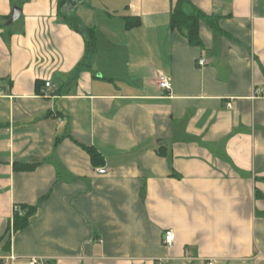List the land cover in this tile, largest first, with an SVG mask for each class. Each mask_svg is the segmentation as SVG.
<instances>
[{
    "label": "crops",
    "instance_id": "1",
    "mask_svg": "<svg viewBox=\"0 0 264 264\" xmlns=\"http://www.w3.org/2000/svg\"><path fill=\"white\" fill-rule=\"evenodd\" d=\"M58 1L0 0V264H264V0H189L198 45L175 0L63 7L76 74Z\"/></svg>",
    "mask_w": 264,
    "mask_h": 264
},
{
    "label": "trees",
    "instance_id": "2",
    "mask_svg": "<svg viewBox=\"0 0 264 264\" xmlns=\"http://www.w3.org/2000/svg\"><path fill=\"white\" fill-rule=\"evenodd\" d=\"M65 3L66 0L58 1V14L68 25L79 30L85 37V51L83 58L73 71V73L76 74L82 67L91 65V61L96 54L95 30L93 27L79 28L78 18L75 15L69 16L62 10ZM201 17H203V13L198 8L194 7L189 0H175V4L170 14V27L172 30H177L185 34L189 43L198 45L200 43L198 38V24ZM133 20L136 22L131 21V19L127 21V27L131 28L140 23V20L137 18H134ZM83 148L89 154L94 165L101 163V156L94 147L84 146ZM33 209V207H28V210L24 215H21V213H18L17 211L14 213V230L21 229L28 223Z\"/></svg>",
    "mask_w": 264,
    "mask_h": 264
},
{
    "label": "built area",
    "instance_id": "3",
    "mask_svg": "<svg viewBox=\"0 0 264 264\" xmlns=\"http://www.w3.org/2000/svg\"><path fill=\"white\" fill-rule=\"evenodd\" d=\"M198 65H204L206 64V60L204 57H200L198 59ZM156 82L158 84V87L160 89L169 91L170 90V77H168L167 75L163 74V73H158L156 76ZM44 88L49 89L50 90V94L49 95H55L56 93V89L55 86L50 82V81H45L44 82ZM2 94L1 89H0V95ZM40 94H44V91L41 90ZM229 107L231 106L230 104L228 105ZM99 173H104L105 169L100 168L98 169ZM18 213H20L18 210H15ZM173 242H174V233L171 229H167L164 232L163 235V244L167 247V248H171L173 246ZM18 263V258L15 256H9L8 260L6 262H4L3 264H17ZM28 264H46L44 262L43 259L40 258H36V257H30L27 261ZM206 264H212V261H207Z\"/></svg>",
    "mask_w": 264,
    "mask_h": 264
},
{
    "label": "water",
    "instance_id": "4",
    "mask_svg": "<svg viewBox=\"0 0 264 264\" xmlns=\"http://www.w3.org/2000/svg\"><path fill=\"white\" fill-rule=\"evenodd\" d=\"M82 1L83 0H66L64 7L71 9L72 7H74L75 5H77L78 3ZM19 14H20L19 7H14L11 12V16L8 20V23H12L13 21H15L19 17Z\"/></svg>",
    "mask_w": 264,
    "mask_h": 264
},
{
    "label": "rangeland",
    "instance_id": "5",
    "mask_svg": "<svg viewBox=\"0 0 264 264\" xmlns=\"http://www.w3.org/2000/svg\"><path fill=\"white\" fill-rule=\"evenodd\" d=\"M87 1H90V0H87ZM99 17V16H98Z\"/></svg>",
    "mask_w": 264,
    "mask_h": 264
}]
</instances>
